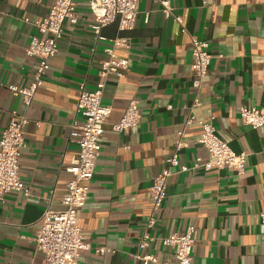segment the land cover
Wrapping results in <instances>:
<instances>
[{
    "label": "crops",
    "instance_id": "obj_1",
    "mask_svg": "<svg viewBox=\"0 0 264 264\" xmlns=\"http://www.w3.org/2000/svg\"><path fill=\"white\" fill-rule=\"evenodd\" d=\"M89 1L75 0L77 22H64L43 83L26 105L8 85H29L37 59L27 56L25 47L37 35L33 23L47 15L54 0H0V132L12 112L27 119L19 177L28 190L27 195L10 191L0 203V264H41L33 239L44 209L63 207L70 178L65 169L78 151L73 125L83 121L76 112L78 89L95 88L104 49L115 37L128 40L129 47H118L116 54L129 59V69L123 77L108 75L103 90L102 104L112 110L78 213L88 244L78 264H142L133 257L136 252L174 264L173 250L161 238L189 226L192 264H264V224L258 217L264 208V130L243 124L239 116L242 106L264 109V0H170V17L156 1L137 0L134 28L119 30L114 21L101 28L100 39L89 27ZM191 37L206 40L211 55L197 102ZM130 101L140 118L124 131L114 130ZM190 111L200 120L212 116L217 135L234 152L246 153L245 171L173 170L149 228L148 188L173 152L177 132L183 130L182 163L207 157L196 143L198 123L184 125ZM143 234L153 240L138 249ZM101 247L107 251H97Z\"/></svg>",
    "mask_w": 264,
    "mask_h": 264
},
{
    "label": "built area",
    "instance_id": "obj_2",
    "mask_svg": "<svg viewBox=\"0 0 264 264\" xmlns=\"http://www.w3.org/2000/svg\"><path fill=\"white\" fill-rule=\"evenodd\" d=\"M166 17L172 16L170 0H154ZM207 0H201L205 4ZM89 9L93 15V22L89 25L95 39L100 36L101 28L109 23L118 21L119 30H132L136 20L137 0H90ZM75 0H54L50 5L47 15L40 21L34 22L37 35L30 38L25 47V54L37 59L36 71L27 87L8 85L13 95L22 96L26 105L43 83V77L49 69L50 59L57 52V42L63 34L65 21L70 24L77 22L75 14ZM146 19V18H145ZM175 20L182 25L179 17ZM27 21V20H26ZM183 31L185 28L182 25ZM192 54V89L195 92L194 102H197V93L203 78L209 71L211 55L208 52L206 40L191 37ZM118 47L128 48L127 38L115 37L111 45L104 49L106 58L100 62L99 79L92 90H88L83 84L79 86L76 100V112L82 116V124L73 125L76 130L78 151L71 164L66 167L70 178L66 183V191L62 197L63 207L59 210H51L46 207L42 212L41 223L33 241L37 250L42 254L41 264H78L80 252L88 248L81 228L79 226L78 213L85 206L95 165L96 157L102 146L103 127L111 114V107L102 104V94L108 75L115 74L123 77L129 69V59L118 57ZM167 108H171L168 106ZM239 116L242 123L252 128L264 130V109L257 107H240ZM140 118L138 106L135 101H130L119 122L112 125L116 131H124L132 126ZM27 119L23 115L10 113L6 125L0 132V203L5 202L8 192L18 191L28 194L19 177V159L22 149L25 147L24 125ZM196 121L200 126V133L196 143L207 154L205 159L197 157L191 165L181 162L179 151L185 146L183 130L177 132L173 152L165 159L162 170L152 179L148 188L152 199V209L147 227L155 224L156 212L160 209L167 194V179L173 170L186 172L196 167L205 169L230 168L237 175L245 171L246 153H236L226 141L221 139L213 125V117L207 120L197 119L190 111L184 121L188 126ZM259 221L264 224V208L258 213ZM193 227L189 226L183 233L172 232L161 238L163 245L173 250L174 264H192L191 250L193 245ZM153 238L149 234H143L138 241V249L148 247ZM97 251L105 252L104 247ZM133 257L142 264H171L168 261H160L151 253H135Z\"/></svg>",
    "mask_w": 264,
    "mask_h": 264
}]
</instances>
